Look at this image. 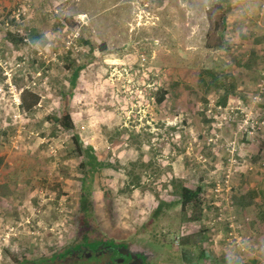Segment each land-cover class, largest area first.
I'll list each match as a JSON object with an SVG mask.
<instances>
[{
	"label": "rangeland",
	"instance_id": "374dc122",
	"mask_svg": "<svg viewBox=\"0 0 264 264\" xmlns=\"http://www.w3.org/2000/svg\"><path fill=\"white\" fill-rule=\"evenodd\" d=\"M217 1L0 0V264H39L77 241L73 134L106 164L89 242L124 244L145 264H264V0L229 1L228 50L213 48ZM73 62L84 69L61 98ZM64 110L74 130L62 134L47 116ZM182 186L202 189L199 220ZM87 254L51 264L108 262Z\"/></svg>",
	"mask_w": 264,
	"mask_h": 264
},
{
	"label": "trees",
	"instance_id": "16d2710c",
	"mask_svg": "<svg viewBox=\"0 0 264 264\" xmlns=\"http://www.w3.org/2000/svg\"><path fill=\"white\" fill-rule=\"evenodd\" d=\"M230 0H218L216 2V4H214V7H216V9H219V11L221 12V17L218 21L215 22L216 25V29L218 32V36H219V40L218 42L213 46V48L215 49H223V50H228V43L226 42V34L225 31L227 29V19H226V11H227V7L229 4ZM9 15V26L10 25H16L15 19H13L11 17V14ZM76 22V18H71L68 17L65 19V23L71 27H75L77 26L75 24ZM8 23V22H7ZM1 25H5V19L3 18V22ZM8 26V28H9ZM23 28H26L25 26H22ZM21 28V27H20ZM12 29L9 31V33L12 34H19L21 29ZM31 41L35 42L38 40H41L42 37H39L37 33H34L33 31H30L29 33ZM11 37H15V36H11ZM47 42L44 38H43V43ZM24 43V39H20V41L18 42V44ZM81 43H85L86 45H88L89 47L92 46V48H94V46L92 45V43L90 41H86L85 39H81ZM99 48H101V51H107V48L104 44H102ZM75 60L77 61V58L75 57ZM77 62H73L72 67H74V69H72V73H71V77L68 80V88L61 85L60 88V95L61 98H65V97H71L74 98L73 96V89H75L74 87L76 86V83L79 79V74L81 72L82 69H84V64L78 65L76 64ZM36 64V63H35ZM57 83V84H56ZM63 84V83H62ZM60 84H58V79L55 78V75L53 74L51 76V86L53 88H56V86L58 87ZM67 89V90H66ZM31 98H32V102L33 105H36L37 101L39 100L40 96L31 93L30 94ZM47 121L54 125L55 127L57 126L59 131L62 134L65 133H70L74 130V122H73V118H72V114L70 113V111L68 110H64V112L59 114H49L47 116ZM72 143L75 146V154H78V156H82L83 160L82 162L79 164V168L82 170V178H81V193H80V198L83 201V205H86L85 208V212L82 214V220H81V224L84 226L81 228L80 232H79V236L77 241L72 244L69 247H65L64 250L62 252H60V254L53 256L52 259H45V260H41V262L39 264H51L54 263L57 260H65L67 259V257H74V255H79L82 257V255H85V253L89 252V253H93L95 255H102V252L105 250L108 251H112L111 253H114V257H119V253H118V249L124 247L126 249H128V247H126L124 244H119L116 243L114 241H110V242H89V238L90 235L92 233H94L95 231H97L95 225H91V219L93 216V210H92V198L93 197V180L95 177V174L97 173V171L101 168H104L106 166L105 163L101 162L100 160L97 159V157L95 156V152L92 148H88V149H84L82 146V141L79 137V135L77 134H73L72 135ZM256 192H251V194H248V198L252 201V205H254V199H255V194ZM201 196H203L202 193V189L201 188H197L196 190H193L189 187L186 186H182L181 188V194H180V205L183 208H186L187 206H192L194 209V215L193 218L195 220H199L201 218V213L202 211V201H201ZM241 202V201H240ZM177 203H173L172 205H176ZM244 205V204H243ZM243 205L241 206L243 208ZM245 206V205H244ZM261 206V205H260ZM163 208V204H160L156 210V214H158L161 209ZM261 208L263 209V207L261 206ZM262 216H264V210L262 211ZM129 250V249H128ZM203 255V253H202ZM140 258H141V264H145L146 260H147V256H144L143 254H140ZM111 259H108L107 264H116V262ZM253 263H256L255 260L252 261Z\"/></svg>",
	"mask_w": 264,
	"mask_h": 264
},
{
	"label": "flooded vegetation",
	"instance_id": "af4514ba",
	"mask_svg": "<svg viewBox=\"0 0 264 264\" xmlns=\"http://www.w3.org/2000/svg\"><path fill=\"white\" fill-rule=\"evenodd\" d=\"M123 248L124 247L120 248V249H122V252L123 253H129V255H121V254H119V257H114V253H111L112 251L105 250V251L102 252V255H100V256H105L106 255L108 257V259H111L112 261L114 260L116 262V264H132L134 262V260L131 257L132 256H136L137 260H135V262L137 264L138 263L141 264V258H140V254L139 253H134V252H132V251L126 249V248H124V249ZM120 249H118V253H119ZM85 254H87V252ZM74 256H76V258L78 260H80V258H81V256L76 255V254ZM86 256L89 257L90 254H87Z\"/></svg>",
	"mask_w": 264,
	"mask_h": 264
},
{
	"label": "built area",
	"instance_id": "2783aa9c",
	"mask_svg": "<svg viewBox=\"0 0 264 264\" xmlns=\"http://www.w3.org/2000/svg\"><path fill=\"white\" fill-rule=\"evenodd\" d=\"M16 103H17V105H20L21 103H20V96H17V100H16ZM233 163H236V161H233ZM226 182V184H228V181H225ZM216 193H220L221 192V185H219L218 184V186L216 187ZM220 219V218H219ZM230 236H233V234L232 233H230ZM232 239H236L235 237H233ZM235 242L239 245V243L235 240Z\"/></svg>",
	"mask_w": 264,
	"mask_h": 264
},
{
	"label": "water",
	"instance_id": "95a60500",
	"mask_svg": "<svg viewBox=\"0 0 264 264\" xmlns=\"http://www.w3.org/2000/svg\"><path fill=\"white\" fill-rule=\"evenodd\" d=\"M123 249H124V248H123ZM119 254H121V255H129V253H123V252H122V249L119 250ZM131 258L134 260V262H133L132 264H137V263L135 262V260H137V257H136V256H132ZM138 264H139V263H138Z\"/></svg>",
	"mask_w": 264,
	"mask_h": 264
}]
</instances>
